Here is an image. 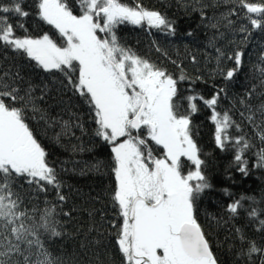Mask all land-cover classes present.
<instances>
[{
  "label": "snow or ice",
  "instance_id": "obj_1",
  "mask_svg": "<svg viewBox=\"0 0 264 264\" xmlns=\"http://www.w3.org/2000/svg\"><path fill=\"white\" fill-rule=\"evenodd\" d=\"M221 2L230 6L209 27L226 21L240 34V44L253 39L256 31L264 33V0H196L202 19L205 8ZM34 14L55 30L58 39L47 32L36 37L28 34L23 20L33 12L24 0H0V52L15 53L30 67L50 74L60 84V92L71 93L88 106L95 136L110 148L115 186L109 195L120 222L107 220L103 209H86L90 220L82 231L79 253L69 256L51 250L52 243L66 235L58 217L71 218L72 213L62 211L67 199L60 191L63 185L29 123L35 120L47 127L57 123L40 104L49 87L44 84L37 95L39 86L27 80L20 67L0 65V264H82L81 257L83 264H107V253L102 251L109 246L103 243L102 230L107 229L108 236L114 233L112 242L123 264H221L198 222L202 195L213 185L192 116L200 104L210 110L215 145L221 151L234 150L237 171L249 174L247 153L255 157L254 167L264 168V49L253 66L257 83L238 101L243 110L237 121L230 110H218L225 88L210 98L194 91L181 97L178 83L189 79L183 69L176 77L121 42L116 29L123 24L147 25L174 35L173 21L162 12L145 8L139 0L133 5L123 0H34ZM19 29L25 34L19 35ZM215 39L209 46L218 54L217 74L233 81L244 68L245 52L237 46L227 55L216 47ZM223 58L232 61L231 68L221 67ZM56 74L62 79L57 80ZM254 96L260 98L255 105ZM182 100L187 101L183 110ZM76 126L83 130L82 125ZM70 131L64 121L57 139ZM93 167L100 172L104 165ZM49 187L55 189L57 202L45 199L44 207L36 203L29 208L26 199L32 203L39 197L27 193H47ZM224 193L231 196L227 189ZM244 200L257 203L254 197L241 196L227 205L230 218L240 215ZM247 215L258 225L256 231L264 234V208L253 206ZM236 232L242 245L235 250L237 260L264 264V245L240 229Z\"/></svg>",
  "mask_w": 264,
  "mask_h": 264
},
{
  "label": "trees",
  "instance_id": "obj_2",
  "mask_svg": "<svg viewBox=\"0 0 264 264\" xmlns=\"http://www.w3.org/2000/svg\"><path fill=\"white\" fill-rule=\"evenodd\" d=\"M133 5L136 0H123ZM148 9L162 12L169 20L173 21L175 27L174 35H167L166 32L156 29H149L131 24H123L116 29L121 42L130 47L138 55L147 58L151 62L164 68L169 73L178 77L183 69L184 74L189 78L178 83L181 97L191 94L192 91L210 98L219 88H225L226 93L222 94L218 110L223 112L230 110V114L237 121L240 120L239 112L243 110L238 103L247 88L257 83L253 66L258 63L259 57L264 49V33L256 31L254 38L246 44H240L241 36L234 33L226 26V21L221 20L217 28L209 27L217 23L222 13H226L230 5L223 2L217 7L204 9V18L201 17L200 5L196 0H139ZM202 3H211L212 0H201ZM26 9L33 12V15L23 20L28 34L40 36L47 32L58 39V34L50 26L39 21L34 14V0H24ZM232 19H237L232 17ZM241 21H237L239 24ZM191 33V35H189ZM224 35L221 36L220 34ZM19 35H24V29L18 30ZM215 39L216 47H219L227 55H230L237 46L245 52L244 68L233 81H225L223 76L217 74V52L214 47L209 46V41ZM230 41H235L231 43ZM161 49L158 52L156 49ZM166 53V55H165ZM7 57V59H4ZM195 57V62H193ZM175 61L176 63H173ZM222 68H231L232 61L223 58ZM13 64L21 68L22 75L37 85L36 94H40V87L47 84L49 87L45 101L40 102L45 108L49 117L57 123L47 127L43 123L30 120L34 134L48 153V161L55 168L58 178L63 187L62 194L67 199L62 204V211H71V218L60 215L58 218L64 222L66 235L58 238L51 245L55 254L79 253V243L83 239L82 231L86 230L89 224V215L86 209H103L107 213V220H117L116 212L112 209L110 193L115 182L111 174V152L109 146L95 136L96 125L89 112L88 106L71 93L59 91L60 84L54 82L50 74L42 70L30 67L28 62L15 53L0 52V65L11 67ZM179 65L180 67H178ZM200 77L199 80L196 78ZM56 78L62 79L60 74ZM259 97H253L251 103L258 104ZM187 107V101L182 100V110ZM210 110L199 105V111L192 116L195 129V138L209 165L207 174L213 185V190L202 195L198 222L202 225L207 234L214 254L219 258L221 264H244L243 260H237L235 250L242 247L239 234L240 229L249 239L255 240L257 244L264 245V234L256 231L257 224L252 222L247 215L251 207L264 208V168L254 167L255 157L251 153L246 154L249 162V174L244 176L237 171L234 165V150L229 147L226 151L218 149L214 142V125L209 119ZM67 121L71 131L66 135L61 133L63 122ZM83 126V130L76 125ZM104 165L100 172L94 169V165ZM27 187V186H26ZM227 189L231 196L224 193ZM28 196L38 195L39 199H33L32 203H26L30 208L32 204L38 203L44 207V200L50 203L57 202L55 189L49 187L47 193H27ZM89 196H99L100 199L90 201ZM241 196L254 197L256 204L251 200H244V208L240 215L230 218L226 211L227 205ZM73 209H75L73 211ZM96 220L100 219L99 213ZM264 218V215L261 216ZM81 229L78 234L77 229ZM105 232L103 243L109 245L106 249L107 264H123L114 241L113 236ZM95 236V234H93ZM97 239H100L97 237ZM83 264V258L81 257Z\"/></svg>",
  "mask_w": 264,
  "mask_h": 264
}]
</instances>
